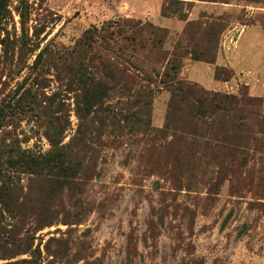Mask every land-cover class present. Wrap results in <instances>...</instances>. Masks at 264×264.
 Instances as JSON below:
<instances>
[{
  "label": "rangeland",
  "instance_id": "rangeland-1",
  "mask_svg": "<svg viewBox=\"0 0 264 264\" xmlns=\"http://www.w3.org/2000/svg\"><path fill=\"white\" fill-rule=\"evenodd\" d=\"M155 1H3L0 264H264V126L246 121L237 130L226 121L222 133L210 134V120L198 121L181 106L169 108L170 93L159 82L181 33L173 39L168 33L160 56L139 66L159 77L153 74L149 105L136 116L142 104L116 95L110 106L79 121L63 79L57 81L53 69L43 72L41 105L64 128L65 181L46 169L19 173L3 163L20 150L50 149L45 120L35 111L21 112L16 103L28 87L29 81L19 90L35 47L52 40L68 48L87 30L108 33L114 22L153 24L143 9ZM199 1L231 6L225 12L201 9L195 21L222 17L228 26L242 27L219 39L216 61L221 57L223 67L217 66L215 77L226 82L209 78L204 64L196 65L197 78L187 77L189 58L182 60L178 79L201 91L253 100L247 109L264 112V47L255 39L264 41V0ZM192 7L178 6L187 18ZM251 25L253 41L235 59L230 52L237 50L243 26ZM202 37L194 33L193 39ZM213 81L224 84L215 87Z\"/></svg>",
  "mask_w": 264,
  "mask_h": 264
},
{
  "label": "trees",
  "instance_id": "trees-1",
  "mask_svg": "<svg viewBox=\"0 0 264 264\" xmlns=\"http://www.w3.org/2000/svg\"><path fill=\"white\" fill-rule=\"evenodd\" d=\"M3 1L0 0V11H4ZM182 5L191 6L192 3L167 0L162 7L161 15L185 22L187 15H181L183 12L178 8ZM205 19L207 20L203 22L199 20L186 22L174 44L170 58L162 59L166 60L167 67L160 76L159 84L166 87L170 93L168 106L170 109L181 106V109L185 108L188 116L192 114L190 117L198 121L210 120L209 128L206 129L210 134L222 133L226 121L233 124L237 130H240L246 121L260 129L264 126V112L247 109L248 106L251 107L253 100L201 91L196 85L178 79L184 58L210 66L216 63L219 39L228 24L222 17ZM107 29L111 30L108 33L104 29L87 30L68 48L57 47L52 40L42 48L40 44L35 47L39 51L28 68L30 74L23 79L19 90L24 89L23 85L27 84V81L28 87L23 90L16 103L21 112L26 109L28 113L35 111L37 118L45 120L44 124L47 125L45 137L50 149L44 154H31L27 150H20L14 156H7L3 162L7 169H14L19 173H36L46 169L52 178L60 181H65L68 176L66 171L69 170V155L66 146L62 144L64 128L57 118L47 114L41 105L43 94L40 93L45 87L42 85V75L47 69H53L57 81L63 79L66 93L73 95L75 114L79 121L85 120L91 113L100 112L106 103L110 106V99L116 95L132 100V103L142 104L134 116L149 105L152 93L149 86L155 82L153 81L155 74L153 70L149 73L152 75L145 74L141 68L149 65L153 54L160 56L158 52H162L163 43L168 35L167 29L129 20L121 22V25L114 22V25L108 26ZM194 33L202 35V39H193ZM1 45L5 46V43L2 41ZM100 50L107 53H101ZM181 50H184V53H178ZM217 68L216 66L214 69V80L226 82L215 77ZM155 76L159 77L157 74ZM47 100L51 102L49 105L54 104L51 98ZM4 119L6 114L1 115L0 112V122ZM126 120L128 119L125 118Z\"/></svg>",
  "mask_w": 264,
  "mask_h": 264
},
{
  "label": "crops",
  "instance_id": "crops-1",
  "mask_svg": "<svg viewBox=\"0 0 264 264\" xmlns=\"http://www.w3.org/2000/svg\"><path fill=\"white\" fill-rule=\"evenodd\" d=\"M128 2H132V0H127ZM149 1V0H148ZM178 1H182V2H188V3H192V10L189 12L188 14V18H187V21H179V20H176V19H171V18H167V17H163L161 15V10H162V7L165 3L164 0H160L158 2H154L155 4L153 5V7H146L144 10V12L147 14V17H148V20L150 22H152L154 25L158 26V27H161V28H165L168 30V33H169V39H173L175 37H177L183 30L186 22L188 21H195L197 20V13L199 10H207V9H216L217 7H219V9H222L223 12L225 11H228V7H230L231 5H226L225 4H218L217 2H206V1H199V0H178ZM122 3L126 6H128L126 4V0H122ZM130 7V6H129ZM222 7V8H221ZM127 16V15H125ZM235 26H240L242 27V25H238V24H235ZM235 26H233V24H231L230 26H228L224 31L223 33L221 34V38L225 37V36H228L230 35L229 37H231L232 34L234 33H238V30L235 28ZM234 27V28H233ZM255 28L253 25L251 26H243V29L241 31V34H240V37L237 41V50H233L232 52H230V55L232 54L233 57H238L239 54L241 53V48H242V45L243 44H247V42H252L253 41V37L251 36L252 33H256L255 31L253 32H249L250 29H253ZM249 32V33H248ZM252 37V38H251ZM257 39L256 41L260 42L259 45L263 46L264 47V41L263 39H259V38H255ZM241 41H242V44H241ZM254 42L252 44L255 45L257 44L258 42ZM236 55V56H235ZM223 59L221 57L218 58V60L216 61L215 63V67L216 66H219V67H223ZM185 68H187V77L189 76H192L194 78H197V75L200 73L199 69H198V66H196L197 64H200V65H205V69L206 71L208 72V77L213 79L212 78V74H213V67L214 66H210V65H207L205 63H201V62H193L191 61L190 59H186L185 60ZM183 67V68H184ZM183 71L184 69L181 70V73L183 74ZM181 74V75H182ZM214 86L215 87H219L220 84H224V83H216L213 81Z\"/></svg>",
  "mask_w": 264,
  "mask_h": 264
}]
</instances>
